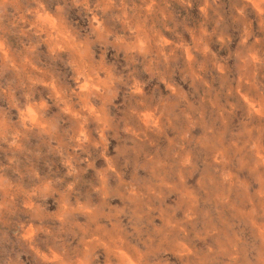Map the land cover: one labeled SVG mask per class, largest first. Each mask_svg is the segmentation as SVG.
I'll list each match as a JSON object with an SVG mask.
<instances>
[{
  "label": "clouds",
  "instance_id": "clouds-1",
  "mask_svg": "<svg viewBox=\"0 0 264 264\" xmlns=\"http://www.w3.org/2000/svg\"><path fill=\"white\" fill-rule=\"evenodd\" d=\"M0 264H264V0H0Z\"/></svg>",
  "mask_w": 264,
  "mask_h": 264
}]
</instances>
